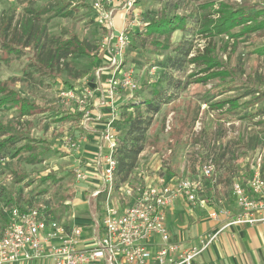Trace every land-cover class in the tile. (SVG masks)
I'll return each mask as SVG.
<instances>
[{"label": "rangeland", "instance_id": "374dc122", "mask_svg": "<svg viewBox=\"0 0 264 264\" xmlns=\"http://www.w3.org/2000/svg\"><path fill=\"white\" fill-rule=\"evenodd\" d=\"M131 1L133 6L124 19L120 12L126 11ZM96 3L106 11L112 9L114 27L102 18ZM213 3V8L222 3L258 10L262 13L259 20L264 19V0H0V85L17 90L38 107L28 117L19 115L16 107H0V126L14 135L13 142L0 148V171L4 175L0 209L48 200L56 217H76L80 213L92 217V206H96L95 212L101 218L104 198L96 199L84 189L90 195L82 200L81 186L87 183L78 182L75 176L83 161L89 163L82 150L96 134L102 137L110 123L122 144L130 126L126 118L133 111L127 109L131 98H150L153 90L167 87L170 78L183 80L185 86L177 90L171 85L169 97L152 115L145 147L131 173L133 184H152L165 173L197 174L213 158L216 177L205 179L202 195L210 198L207 188L214 186V197L230 200L232 183L249 177L254 156L264 153V28L239 39L176 31L166 50L156 49L152 37L141 32L153 18L198 16L204 5ZM59 6H65L71 14L55 16ZM29 18L33 19L29 25L32 39L18 44L16 33L25 38L24 23ZM122 30L129 41L123 51V64L115 74L131 73L138 89H119L112 101L107 98L106 88L115 68L110 67L108 57L109 50H115L116 40L108 42V37ZM36 33L42 36V53L33 44ZM4 40L15 47L11 53L2 49ZM67 40H72V46L58 52ZM81 42L94 56L104 57L96 63L94 56L71 55ZM184 44L191 48L188 56H181L175 49ZM61 53L62 57L56 55ZM203 54L216 57L222 67L211 69L205 63L191 61ZM180 58H184L182 63ZM220 70L230 75L213 76ZM71 89L80 94L92 91L85 104L88 115L62 95ZM231 101L237 105L231 106ZM218 102L225 104L219 107L215 105ZM135 103L144 104L142 100ZM3 134L0 131V143L9 137Z\"/></svg>", "mask_w": 264, "mask_h": 264}, {"label": "built area", "instance_id": "2783aa9c", "mask_svg": "<svg viewBox=\"0 0 264 264\" xmlns=\"http://www.w3.org/2000/svg\"><path fill=\"white\" fill-rule=\"evenodd\" d=\"M127 4L126 13L133 6ZM102 18L114 27L113 11H107L96 3ZM139 25V24H138ZM141 25V24H140ZM108 26V24H106ZM116 40L115 50H109V65L115 68L107 82V98L114 100L119 89L131 92L138 89V83L131 73L115 72L123 64V51L128 44L124 30L116 36L113 33L108 42ZM62 95L74 101L79 111L89 114L86 101L92 91L65 90ZM102 145L97 162L100 173L95 178L88 171L76 169L78 182L93 186L91 193L96 199L104 198L100 234L93 236L89 245L85 242L83 227L67 224L56 217L48 200H38L27 205L4 206L5 220L0 222V264L50 258L53 264H88L104 259L105 264H192L217 236L212 234L201 238L200 245L182 250L181 245L172 241L167 227L166 209L178 198L186 202L205 206L201 197L205 179L216 177L214 159L203 164L197 174H161L152 184H133L132 176L120 181L117 176L120 140L117 131L109 124L102 135ZM2 160V159H1ZM0 160V162H1ZM0 178V185H1ZM232 195L238 206V214L229 224H264V153L254 156L252 174L232 184ZM121 199H124L122 202ZM219 203H222L220 200ZM213 217L218 212H211ZM158 239L155 249L153 240Z\"/></svg>", "mask_w": 264, "mask_h": 264}, {"label": "trees", "instance_id": "16d2710c", "mask_svg": "<svg viewBox=\"0 0 264 264\" xmlns=\"http://www.w3.org/2000/svg\"><path fill=\"white\" fill-rule=\"evenodd\" d=\"M214 5V3L204 5L202 7L204 11L198 16L173 14L171 16L153 18L146 23L141 32L145 37H152L151 44L156 49L166 50L171 47V36L178 30L185 33V35L202 34L205 35V37H216L224 34L232 39H239L246 34L264 28V19L259 20V16L262 14L261 11L245 8L243 6L231 8L227 4L222 3L217 8H213ZM70 14L71 11L66 9L65 6H59L55 9L54 15L66 17ZM216 14L217 16H212ZM24 24L25 29L23 30V34L25 33V38L22 33H16V37H18V44L19 42L26 44L30 41V39H32V28L29 25L33 24V19L29 18ZM33 37V44L36 45V47H38V51L42 53L44 49V45L40 43L42 36L36 33ZM68 46H72V40H67L61 44L58 47V52L67 50ZM2 49H4L7 53H11L15 47L10 42L4 40L2 43ZM17 49L18 48L16 47V53L18 52ZM89 49V47L81 42L77 45L76 49H72L71 55L94 56ZM175 49L181 54V56H188L189 51L191 50L190 46L186 47V44ZM262 52L264 53V49H262ZM56 55L62 57L63 53ZM103 57V54L94 56V61L97 63ZM183 60L184 58H180L179 62L182 63ZM191 61L205 63L211 69L221 68L223 65L216 57H211L209 54L194 57ZM229 75L230 74H228L226 70H220L213 74L216 78H224ZM67 85L71 86L72 84L68 83ZM171 85L178 90L183 88L185 83L183 80L170 78L168 80L167 87L159 90H153V96L150 98H138V96H133V98H131L132 102L129 106H127V109H132L133 111L128 114V117L126 118V120L130 123V126L126 134V139L122 144H120L118 150L119 165L117 169V176L120 181L127 180L131 173L137 168L138 157L145 147V134L151 124L152 115L161 109V103L169 97L167 91ZM173 95L174 94L172 93V98ZM140 100L143 101V105L135 103V101ZM224 104L225 102H218L215 105L221 107ZM5 105H10L13 108L16 107V111L19 115L32 114L38 109L37 104L31 102L27 97L22 96L17 90L16 92L8 90L3 85H0V107ZM236 105V102L231 104V106ZM143 107L146 109L145 112L142 111ZM0 131L4 133L3 135H9L8 138H5V140L0 143V148H3L7 146L8 143L14 141V135L8 133V129L4 126H0Z\"/></svg>", "mask_w": 264, "mask_h": 264}, {"label": "crops", "instance_id": "0c3cea01", "mask_svg": "<svg viewBox=\"0 0 264 264\" xmlns=\"http://www.w3.org/2000/svg\"><path fill=\"white\" fill-rule=\"evenodd\" d=\"M120 13H123L124 19L128 16L126 11H121ZM98 96H102V94L98 93ZM32 114L21 116L28 117ZM102 143V137L96 134L94 139L91 140L90 145L85 146L84 150H82L83 156L89 160V163L86 160L83 161L81 169L88 171L95 178L100 173L97 156L100 154ZM3 177L4 175L0 171V178ZM91 187L92 189L89 191ZM84 189H87L88 193H92L93 186L91 184L81 186L82 200H86V197L90 195ZM205 189L202 192L203 194ZM207 189L208 193L206 195L210 196V198L206 197L208 198L206 199L201 194V197L207 202L205 206L188 203L183 198H178L166 209L167 227L172 235V241L179 243L182 250H189L191 247L199 246L201 238L217 234L216 238L196 256L192 264H264V224H229L239 212V206L234 196L231 195L230 200H227L225 197L216 198L217 196L214 197L216 192L214 186ZM220 200L222 203H219ZM27 204H30V202L21 203V205ZM92 208L94 210L92 217L81 213L76 217L73 214L71 216L69 214L66 216L57 214V217L59 219L61 217V220L67 224H79L83 227L85 242L81 244L82 246L89 245L92 241L91 238L100 234L102 230L98 222L101 218L95 212L97 208L96 206H92ZM213 210L218 212L217 217L211 215ZM5 218L6 215H4L1 208L0 222L5 220ZM157 240V238L153 240L152 249H155ZM10 264H53V262L50 258H42ZM88 264H105V260L99 259Z\"/></svg>", "mask_w": 264, "mask_h": 264}]
</instances>
